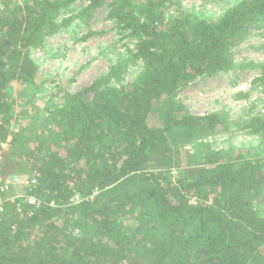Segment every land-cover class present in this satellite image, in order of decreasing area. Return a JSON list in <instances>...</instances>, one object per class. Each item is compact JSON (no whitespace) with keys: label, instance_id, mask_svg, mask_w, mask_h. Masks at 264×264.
I'll return each mask as SVG.
<instances>
[{"label":"trees","instance_id":"16d2710c","mask_svg":"<svg viewBox=\"0 0 264 264\" xmlns=\"http://www.w3.org/2000/svg\"><path fill=\"white\" fill-rule=\"evenodd\" d=\"M181 1L0 0V152L12 136L0 174H35L27 194L37 201L5 203L0 264H264V154L202 143V163L176 164L188 145L236 127L264 139V114L233 122L222 110L192 115L175 99L233 68V50L264 33V0H241L215 20L183 13ZM78 2L82 12L62 18ZM102 6L134 50L90 85L59 90L13 133L6 91L36 86L32 51ZM257 68L264 88V63Z\"/></svg>","mask_w":264,"mask_h":264},{"label":"rangeland","instance_id":"374dc122","mask_svg":"<svg viewBox=\"0 0 264 264\" xmlns=\"http://www.w3.org/2000/svg\"><path fill=\"white\" fill-rule=\"evenodd\" d=\"M241 0H182V12L204 20L218 19L229 7ZM86 3L78 2L71 7V13H63V17L79 14ZM1 10V5H0ZM108 9L102 6L89 16L75 18L67 29L48 38L44 46L33 50L31 55L38 65L36 86L26 87L20 84L11 85L6 93L14 106L12 132L28 126L27 122L41 114L55 99L61 89L76 92L108 72L110 66L133 51L136 39L120 29L108 18ZM233 68L215 77H198L194 81L179 88L176 101L192 115H206L224 111L233 122L256 114H264V88L257 80L259 69L264 63V33L256 30L233 50ZM141 70V64L131 66L125 76L124 84L133 82ZM27 137V132L24 133ZM11 137L3 143L4 151L10 148ZM207 144L214 151L235 150L249 158L264 154V139L251 134L248 130L233 128L228 134L194 142L187 146L183 159L176 164L198 165L202 163L200 156ZM190 164H189V163ZM173 174L177 173L176 168ZM264 208L263 202L256 207Z\"/></svg>","mask_w":264,"mask_h":264},{"label":"built area","instance_id":"2783aa9c","mask_svg":"<svg viewBox=\"0 0 264 264\" xmlns=\"http://www.w3.org/2000/svg\"><path fill=\"white\" fill-rule=\"evenodd\" d=\"M4 149L5 147L2 145V151ZM1 152H0V165L2 162ZM35 183H36L35 174L34 175L18 174L9 177H4L0 174V215L3 212L4 205L6 202L23 200L30 205H36L37 203L36 199L27 194V189L30 188V186Z\"/></svg>","mask_w":264,"mask_h":264}]
</instances>
